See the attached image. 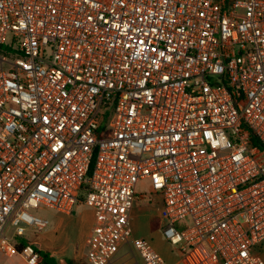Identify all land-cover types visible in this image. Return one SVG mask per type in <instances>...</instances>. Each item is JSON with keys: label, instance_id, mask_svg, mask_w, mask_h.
Returning a JSON list of instances; mask_svg holds the SVG:
<instances>
[{"label": "built area", "instance_id": "obj_1", "mask_svg": "<svg viewBox=\"0 0 264 264\" xmlns=\"http://www.w3.org/2000/svg\"><path fill=\"white\" fill-rule=\"evenodd\" d=\"M0 46V253L40 264L30 211L84 204L86 264H167L132 237L149 179L184 264H264V0H0Z\"/></svg>", "mask_w": 264, "mask_h": 264}, {"label": "rangeland", "instance_id": "obj_2", "mask_svg": "<svg viewBox=\"0 0 264 264\" xmlns=\"http://www.w3.org/2000/svg\"><path fill=\"white\" fill-rule=\"evenodd\" d=\"M136 192L137 198L130 219L133 239L147 240L153 250L167 262H175L180 252L164 237L161 223L162 196L153 192L149 179L141 181L137 185ZM84 196L83 191L82 197ZM30 212L48 220L49 224L46 228H28L25 238L33 239V242H37L35 246L40 251L51 254L61 264H86V240L92 218H94V211L91 208L81 205L72 216L48 208ZM186 223L188 224L186 220L181 222L178 228L182 229ZM13 232L14 230H11V233ZM132 255L131 258L136 257ZM0 262L27 264L19 255L8 257L3 253H0Z\"/></svg>", "mask_w": 264, "mask_h": 264}, {"label": "crops", "instance_id": "obj_3", "mask_svg": "<svg viewBox=\"0 0 264 264\" xmlns=\"http://www.w3.org/2000/svg\"><path fill=\"white\" fill-rule=\"evenodd\" d=\"M81 205H84V204H79L76 208V210L81 206ZM85 206V205H84ZM75 210V211H76ZM74 211V213H75ZM73 213V214H74ZM71 214V216L73 215ZM94 222H95V218H92V221H91V225H90V229H89V232H88V237L91 233V230L93 228V225H94ZM88 237H87V240H88ZM165 237V236H164ZM25 239L26 241H30L32 243H36L37 242H33V239H30V238H23ZM28 239V240H27ZM87 240H86V249H87ZM257 252L261 255L262 259L264 260V243L259 246V248L257 249ZM136 255V257L134 256V258H131L133 255ZM87 255V254H86ZM86 255H85V258H86ZM179 255V258L176 259L175 262L173 263H169L166 261L167 264H184L183 263V256L181 253L178 254ZM162 257V256H161ZM28 264V263H27ZM61 264V263H60ZM109 264H141V258L140 256L137 254V252L135 251L133 245L131 242L129 243H125V244H122L120 246V249L119 251L116 253V255L114 256L113 260L109 263Z\"/></svg>", "mask_w": 264, "mask_h": 264}, {"label": "trees", "instance_id": "obj_4", "mask_svg": "<svg viewBox=\"0 0 264 264\" xmlns=\"http://www.w3.org/2000/svg\"><path fill=\"white\" fill-rule=\"evenodd\" d=\"M5 46H0V50H2ZM252 142L255 146L259 147L261 150L264 151V145L259 142L258 139L253 138ZM28 241H26L23 238H17L16 239V245L18 249H21ZM40 254L42 256V260L40 264H60V262L54 258L51 254L47 252L40 251Z\"/></svg>", "mask_w": 264, "mask_h": 264}]
</instances>
